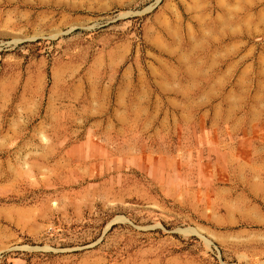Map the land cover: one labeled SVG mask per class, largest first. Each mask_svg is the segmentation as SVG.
<instances>
[{
	"label": "rangeland",
	"instance_id": "rangeland-1",
	"mask_svg": "<svg viewBox=\"0 0 264 264\" xmlns=\"http://www.w3.org/2000/svg\"><path fill=\"white\" fill-rule=\"evenodd\" d=\"M0 264H264V0H0Z\"/></svg>",
	"mask_w": 264,
	"mask_h": 264
}]
</instances>
